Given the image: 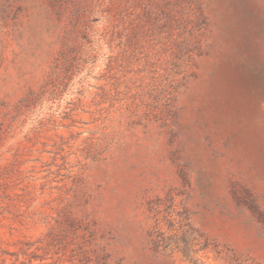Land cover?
Segmentation results:
<instances>
[{
  "label": "rangeland",
  "instance_id": "obj_1",
  "mask_svg": "<svg viewBox=\"0 0 264 264\" xmlns=\"http://www.w3.org/2000/svg\"><path fill=\"white\" fill-rule=\"evenodd\" d=\"M0 264H264V0H0Z\"/></svg>",
  "mask_w": 264,
  "mask_h": 264
}]
</instances>
